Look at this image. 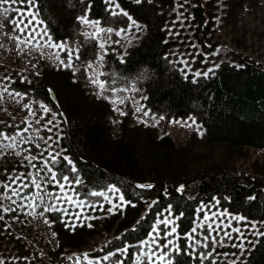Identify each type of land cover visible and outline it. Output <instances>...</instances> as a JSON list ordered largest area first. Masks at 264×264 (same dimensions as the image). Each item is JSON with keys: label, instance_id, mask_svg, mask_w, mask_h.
I'll return each instance as SVG.
<instances>
[{"label": "rangeland", "instance_id": "1", "mask_svg": "<svg viewBox=\"0 0 264 264\" xmlns=\"http://www.w3.org/2000/svg\"><path fill=\"white\" fill-rule=\"evenodd\" d=\"M45 1L50 18L62 24L58 32L63 36L55 35L42 19L35 0V7L28 10L36 13L32 23L36 40L25 45L18 44L16 37L26 40L27 35L21 36L13 22L18 17L17 10L25 11L26 4L0 0V92L7 88L8 92L20 93L15 99L8 92L0 95V133L15 136L14 141L0 139V143L16 145L0 150V264H144L146 254H153L152 264H179L176 254L181 252L184 256L180 264H241L260 236L258 233L264 231V218L232 210L224 197L216 194L197 203L190 224L181 223L182 213L168 204L155 211L143 237L114 247L113 239L128 228H136V222L145 217L155 198H143V208L135 222L120 227L127 204L119 207V195L124 196L121 189L114 183L85 189L77 171L71 170L73 162L68 164L71 159L61 144L63 123L59 109L27 89L38 84L46 69H67L90 96L108 103L113 133H119L125 121L148 126L158 136L168 135L177 144H191L202 157L195 163L196 168L219 162L250 175H264V147L243 145L228 156L224 144L204 142L203 125L195 113L161 114L148 106L144 82L151 71L147 65L139 64L128 72L114 66L116 59H124L133 46L147 39L148 23H155L160 32L168 65L192 79L209 76L224 61L236 66L253 61L264 66V0ZM79 17L98 24L81 23ZM45 29L47 36L41 39ZM97 29L102 31L97 34ZM49 39L51 43L64 44L65 49L48 47ZM91 78L103 82L104 90ZM25 127L29 130L22 135L27 143L16 135ZM45 161L65 184L63 189L52 181ZM64 176L69 177L68 182H63ZM14 177L23 179L13 183ZM33 179L43 186L44 203H40L42 193L35 188H23L19 195L14 194ZM77 179L79 184L73 182ZM113 187L119 193L111 191ZM49 192L60 195V200L50 198ZM95 192L105 195H93ZM65 193L68 202L64 200ZM25 196L29 199H23ZM53 203L60 210L41 216L42 209ZM114 204L117 209L108 212ZM164 219L171 223L162 224ZM74 224L79 226L70 229L69 225ZM173 227L175 232L167 235ZM77 229L94 234L72 245L69 234ZM109 253L115 255L103 260ZM84 254H88L87 258Z\"/></svg>", "mask_w": 264, "mask_h": 264}, {"label": "trees", "instance_id": "2", "mask_svg": "<svg viewBox=\"0 0 264 264\" xmlns=\"http://www.w3.org/2000/svg\"><path fill=\"white\" fill-rule=\"evenodd\" d=\"M37 3L42 19L55 35L63 36L58 32L62 24L50 18L46 1ZM148 29L147 39L114 63L122 72L132 71L139 64L150 68L144 82L148 106L161 114L195 113L203 125L204 142L224 144L228 156L243 145L264 147V66L253 61L240 66L224 61L209 76L192 79L164 59L165 47L156 24L148 23ZM48 88L53 90L55 100ZM27 90L59 109L61 144L85 189L114 183L131 202L132 206H125L120 227L135 222L143 198H155L136 228H128L113 239L114 247L143 237L155 211L168 204L182 213L181 223L190 224L197 203L215 194L224 197L232 210L264 218V175H250L219 162L196 168L202 157L191 144H177L148 126L125 121L120 132L113 133L108 103L90 96L67 69H46L38 84ZM93 234L77 229L68 236L70 244L79 245L82 237ZM183 256V252L176 254L177 263ZM241 264H264V236L258 237Z\"/></svg>", "mask_w": 264, "mask_h": 264}, {"label": "snow or ice", "instance_id": "3", "mask_svg": "<svg viewBox=\"0 0 264 264\" xmlns=\"http://www.w3.org/2000/svg\"><path fill=\"white\" fill-rule=\"evenodd\" d=\"M20 2L26 4L27 7H26V10L23 11V12H19V10H17L18 11V17H17V19L13 23H14L15 29L21 34V36H23L25 34L27 35V39L26 40L25 39H21V37L18 36V37H16V40H17L18 44H25V45L32 44V42L34 40H36V36L34 34L35 30L32 28V23L35 20L36 13L35 12H32V11H29L28 9H31V8H34L35 7V0H20ZM137 2H139V0H137ZM123 14L124 15H127V13H123ZM78 19L80 20L81 23L93 24V25L98 24L97 21H89L87 19V17H79ZM100 31H102V30L101 29H97V34ZM108 31H111V29H109ZM44 36H47V30L46 29H45V31L43 33H41V39H43ZM47 44H48V47H51V48L65 49V45L64 44H54V43H51L50 39L47 42ZM71 58H72L71 57V53H69V59H71ZM60 63L62 65H64V66H66V67H71L70 64H66L64 61H60ZM91 82L94 85H98L99 88L101 89V91L104 90V87L105 86H104V83L103 82L99 81L96 78H91ZM3 92H8V89L7 88H4L2 90V92H0V95H2ZM8 94L11 95L13 97V99H15L16 96H19L20 95V93H11V92H8ZM24 107L27 108L28 105L25 104ZM45 111H47V109H45ZM137 111H140V109L138 108ZM121 114L123 115L124 113H121ZM145 115H147V113H145ZM49 123H51V121H49ZM28 130H29L28 127H25V128H23L22 132H17L16 135L17 136H20L22 142H25V143L28 142V141H25L24 140V137L22 135V133H27ZM0 139H2V140L12 139L14 141L15 140V136H13V137L10 138V137H8L5 134L0 133ZM15 146H16L15 143H12V144H2V143H0V150H2L4 148H14ZM17 155H19V153H17ZM25 159L35 160L37 158L36 157H25ZM55 159H56L55 157H52V162L53 163H55ZM65 159H67V158H65ZM67 162L70 165L72 164V161L71 160H67ZM44 164H45V169L49 173H51V179H52V181L55 182L60 189H63L65 187V184L62 183L61 180H58L57 179L55 173H52L51 168L48 167V161H45ZM32 167L35 168V167H37V165L36 164H32ZM71 170L73 172H76V169L74 167ZM39 174L40 173H38V175ZM17 179H23V177H14L12 182L13 183H16V180ZM62 180H63V182H68L69 177L64 176V177H62ZM73 182L76 183V184H79L80 183V181L78 179L75 180V181H73ZM5 187H8V186L6 185ZM139 187L140 188H145V187L151 188L152 185H139ZM23 188H29V189L35 188L37 191L41 192L42 195L40 197H38V199L40 200V203H44V200H43V192H44L43 186L41 184H37L35 179L32 180L31 184H27V183L22 184L21 185V188H18V189H16L14 191V194L15 195H19L20 194V190L23 189ZM111 191L119 193V189H117L115 187H113L111 189ZM92 194L93 195H96V196H104L105 195L104 192H95V193H92ZM47 195L50 198H52V199H54L56 201H59L60 200V195H53V193H51V192L47 193ZM23 199H29V197L25 196V197H23ZM64 200H65V202H68L69 201V197L67 196L66 193L64 194ZM119 200L122 202L119 205L120 208H123L125 206V203H127L129 206H132L130 201L125 202V198H124L123 195H119ZM116 209H117V206L114 204L112 207L108 208L107 211L111 213V212H114ZM59 210L60 209H58V207H57V205L55 203L49 204V205H47L46 207H44L42 209V211L40 212V215L41 216H44L45 213H48V212H56V211H59ZM74 219H75V217H74ZM238 219H243V217H238ZM45 222L48 223V221H45ZM161 223L162 224H169V223H171V221H169L167 219H164V220H161ZM78 226H79L78 224L69 225V228L70 229H74L75 227H78ZM86 226L91 227V225H86ZM175 230H176L175 227H173L171 229V232L167 233V235H171L172 233L175 232ZM193 231H195V230H193ZM236 231H239V229H237ZM258 234L261 235V236H264V232L258 233ZM171 243H172L171 241H168V244H171ZM236 246L237 247H240V245H236ZM164 247L167 248V245H165ZM120 251L121 252H124V251H127V249H121ZM84 255H85V258H87L88 254H84ZM113 255H115V253H109L108 255H105L103 257V260L106 261V260L109 259L110 256H113ZM152 255L153 254H146L144 264H152ZM161 255H163V253H161ZM120 264H123V262H120ZM137 264H140V262L138 261Z\"/></svg>", "mask_w": 264, "mask_h": 264}, {"label": "water", "instance_id": "4", "mask_svg": "<svg viewBox=\"0 0 264 264\" xmlns=\"http://www.w3.org/2000/svg\"><path fill=\"white\" fill-rule=\"evenodd\" d=\"M48 90H49V94H50L51 98H52L53 100H55L53 90H52L51 88H48Z\"/></svg>", "mask_w": 264, "mask_h": 264}]
</instances>
